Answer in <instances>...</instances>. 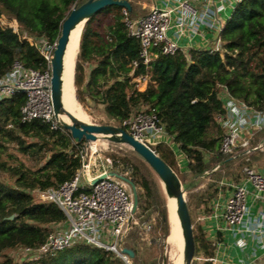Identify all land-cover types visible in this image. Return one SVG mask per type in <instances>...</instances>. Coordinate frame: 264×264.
Returning a JSON list of instances; mask_svg holds the SVG:
<instances>
[{"label":"trees","instance_id":"16d2710c","mask_svg":"<svg viewBox=\"0 0 264 264\" xmlns=\"http://www.w3.org/2000/svg\"><path fill=\"white\" fill-rule=\"evenodd\" d=\"M84 2L0 0V15L16 19L20 27L18 33L0 26V77L12 69L15 60L26 67L46 69L47 60L21 35L45 37L56 43L64 20ZM128 2L130 9L113 6L100 11L117 9L109 38L92 26L95 15L86 21L80 39L76 83H85L87 90L82 93L102 105L106 115L123 129L122 121L141 106L155 109L173 142L189 158V171L181 172L169 145L152 146L178 173L187 191L195 240L196 259L192 264H212L210 259L215 255L216 244L207 237L199 217L210 214L212 201L230 188L227 183H239L246 168H256L253 163L262 155L261 148L234 158L222 152L224 130L216 115L224 112L223 88L229 95L264 109V0H241L234 6L221 33L222 52L199 47L192 48L187 56L181 51L170 55L157 50L158 56L148 67L140 63L134 71L132 62L139 60L141 45L129 34L125 20L137 19L149 11L139 0ZM86 66L89 67L87 81L83 75ZM139 75L147 77L144 89L135 80ZM25 103L24 94L0 101V255L22 246L39 247L49 236L51 224L65 221V213L58 205L36 202L33 191L57 187L72 179L81 166L79 151L85 142H77L66 129L53 130L39 120L22 122L21 107ZM261 136L264 128L256 132V137ZM11 145L17 151L16 155L7 152L13 161L4 158ZM110 156L116 171L137 188V218L143 223L151 217L157 219L154 231L151 229L163 248L170 222L167 199L155 172L131 148ZM207 171L208 181L204 187L197 188ZM1 173L13 183L7 184ZM143 241L140 228L132 226L124 242V248L134 252L131 263L161 264L159 252L141 259ZM0 264L127 263L111 250L76 243L38 260L18 262L3 254Z\"/></svg>","mask_w":264,"mask_h":264},{"label":"built area","instance_id":"2783aa9c","mask_svg":"<svg viewBox=\"0 0 264 264\" xmlns=\"http://www.w3.org/2000/svg\"><path fill=\"white\" fill-rule=\"evenodd\" d=\"M239 1L241 0H163L152 4L145 16L134 20L127 17L125 21L129 34L137 38L141 45L139 60L132 62L133 71L140 63L148 67L158 56L157 50L170 55L181 51L188 56L192 48L182 46L181 40L186 38L188 42L193 41L197 35L205 37L207 31L212 39L204 48L211 52H222L221 33L230 18L227 12ZM197 4L201 6L198 7ZM2 15L0 26L12 28L19 33L20 27L16 19L13 20L15 24L12 20L8 23V19L1 18ZM105 37L109 38L108 34ZM21 39L37 48L47 60L48 67L43 70L35 69L15 60L12 69L0 77V101L24 94L26 103L21 107L22 122L39 120L49 124L53 130H65L62 115L55 113L51 93V59L57 42L51 43L45 37L35 38L24 34ZM135 80L141 88L147 77L139 75ZM223 90L224 112L216 115L217 122L224 130L221 150L233 158L242 152L253 153L263 146L264 140L255 145L252 141L256 132L264 128V109H257L229 95L225 88ZM122 126L129 134L150 147L172 138L155 109L147 105L141 106L125 118ZM97 141L99 139L84 143L79 151L81 166L72 179L57 187L33 191L36 202L55 203L65 213L66 219L53 224L46 241L39 247H19L24 260H38L43 255L76 243H86L111 250L127 264H132L130 255L123 248L132 226L139 224L133 190L128 180L110 174L117 171L112 157L104 153L106 149L119 145L122 147L124 144L109 140L102 144ZM102 175L105 177L93 185L89 184V181ZM249 197L264 203V170L246 168L241 181L231 184V192L223 203H216L218 207H223L221 216L227 227L239 237L240 246L247 244L246 234L253 235L259 244L264 243V209L254 214ZM151 225L149 221L144 222L145 231H149Z\"/></svg>","mask_w":264,"mask_h":264},{"label":"water","instance_id":"95a60500","mask_svg":"<svg viewBox=\"0 0 264 264\" xmlns=\"http://www.w3.org/2000/svg\"><path fill=\"white\" fill-rule=\"evenodd\" d=\"M120 6L127 9L131 8L128 0H87L80 6L75 7L71 10L68 17L64 20L61 28V35L59 36L56 48L51 59V93L52 101L56 115L66 113L69 117V121L63 120V126L66 130L71 133V136L76 141H82L83 139L88 141L97 140L98 137H103L113 143H122L132 150H134L143 160L152 168L158 177L163 193L167 198L168 218L170 221V210H169V197L174 195L177 197V214L180 218L182 227V233L185 239V264H192L195 259V240H194V229L189 209L187 206L186 194L187 191L183 186V182L179 177L178 173L167 163L159 154H157L152 147L146 145L142 141L136 139L133 135L129 134L125 129L115 126L112 124H97V123H84L80 121L71 112L65 110L63 105L62 96V79H63V61L71 37L73 29L82 23V30L85 26L86 21L96 15L101 10L107 7ZM80 34V39H81ZM79 39V46H80ZM111 175L122 177L117 172H110ZM86 175V174H85ZM105 175L99 176L92 181H89L90 185L95 184L97 181L104 178ZM128 180V179H126ZM129 181V180H128ZM133 195L135 208L138 207V192L134 184L130 183ZM13 217V215L11 216ZM171 224V221H170ZM172 225L170 229L171 234ZM168 235V236H169ZM168 242V237H167ZM169 243V242H168ZM123 251L128 253L130 256H134L133 250L130 248H123ZM167 256L165 255L164 263L167 262Z\"/></svg>","mask_w":264,"mask_h":264},{"label":"rangeland","instance_id":"374dc122","mask_svg":"<svg viewBox=\"0 0 264 264\" xmlns=\"http://www.w3.org/2000/svg\"><path fill=\"white\" fill-rule=\"evenodd\" d=\"M82 1H87V0H82ZM151 0H139V3L142 4V6L144 8H147L148 11H150L151 5L152 3L150 2ZM234 7H230L227 15L228 17L231 16L232 12H233ZM117 9L112 8L109 9L108 11L105 12H98L95 17L92 20V26L99 31L102 35H106L109 32L110 26L114 23V17L113 14L114 12H116ZM3 20H7L8 23L9 20H12V23L15 24V21H13L14 19L9 18L7 15L3 14L1 17ZM81 30L80 29L79 33L77 34V36L75 37V39L69 44L68 47V58L72 57V53L74 48L79 44V39H80V34H81ZM79 50L77 52V56H76V68H75V94H74V90L72 88V82L69 83L70 81H72L73 79V68L71 66L70 70L67 73V93L69 94V96L71 97V99L73 100V102L75 103L76 107L78 109H80L88 118L89 123H97V124H114V121L112 119H110L106 113L104 112L103 106L100 104H97L96 102H94L88 95H85L84 93H82V91H86V84H77L76 83V78H77V64L79 62ZM84 79L87 81L88 80V76H89V68L86 66L85 71H84ZM85 81V82H86ZM76 96V97H75ZM62 115V114H61ZM63 118V116H62ZM64 119V118H63ZM65 120V119H64ZM66 121V120H65ZM68 121V120H67ZM116 126V125H115ZM264 136L261 137H256L255 138V142H259L260 140H264L263 138ZM260 139V140H259ZM85 140V139H83ZM107 139L100 137L99 143L102 144H106ZM88 140H85V142ZM84 142V143H85ZM84 143L82 144V146L80 147V150L84 147ZM124 149H130L128 146L124 145V146H115L113 147V149H106L104 151V153L110 155L112 153L115 154H120L121 151H123ZM7 152L10 153H15V155L17 154L16 148L14 149L12 147V145L9 147V150L5 152L4 154V158H9L10 160H14L13 158H11V156L7 155ZM261 153L262 155H259V158H257L256 161H254L253 166L255 165L256 168L257 166H262L264 167V142H263V146L261 147ZM19 157H22L19 153H18ZM1 177L2 179L9 185H11L13 182L5 175V173H1ZM158 178V177H157ZM159 180V179H158ZM208 181V178L206 180V182ZM160 183V181H159ZM231 183V182H230ZM161 185V184H160ZM227 186L229 187V183H227ZM227 187V188H228ZM162 188V187H161ZM163 191V190H162ZM164 194V193H163ZM165 195V194H164ZM35 197V196H34ZM166 197V196H165ZM37 198L35 197V200ZM167 199V198H166ZM137 220L139 221V224H134L133 226L135 227H139L140 230L143 233V237L144 240L143 242L140 243V252H141V259L149 257L150 254L155 253L157 254L159 252V254L162 256V259H160V255L158 257V261L160 260L161 264L164 263V258L165 255L167 256V262L166 264H174V260L172 258V254L174 253V248L172 247V245L170 243L167 242V237L163 243V248H162V243H160V240L158 238V236L155 235V233L153 232V226L155 228V226L157 225L158 221L155 217H151L148 221L151 222V226L152 229H150L149 231H145L144 227H143V222L137 218ZM170 222V221H169ZM155 224V225H154ZM53 224H51V228H52ZM170 229H171V224H170ZM156 237V239H155ZM155 239V240H154ZM125 242V240H124ZM173 252V253H172ZM6 256L12 257L15 259V261L21 262L24 260V257H22V253L20 252L19 248L17 249H13V250H9L6 251L5 253ZM3 254L0 255V259L3 257ZM196 259V258H195Z\"/></svg>","mask_w":264,"mask_h":264},{"label":"crops","instance_id":"0c3cea01","mask_svg":"<svg viewBox=\"0 0 264 264\" xmlns=\"http://www.w3.org/2000/svg\"><path fill=\"white\" fill-rule=\"evenodd\" d=\"M162 1L163 0H151L150 2L154 4L160 3ZM197 6L200 7L201 4H197ZM211 39L212 36L210 32L207 31L205 32V37L197 35L193 39V41L189 42L188 39L185 38L184 40H181L180 44L188 48H198L204 47L210 42ZM78 49L79 44L74 48L72 53V58L74 60L72 67L74 68ZM144 86L145 85H142L141 89H144ZM255 138L256 135L252 141V144L254 145L258 142H255ZM164 144L169 145L173 149L176 155L179 170L181 172H188L189 158L187 157V155L179 148V146L175 142H173L172 138ZM257 168L260 170H264V167L262 166H257ZM208 173L209 172L207 171L204 174V181H202L197 188H202L205 186ZM231 184L235 183H229L230 188L224 192H220L218 197L212 201V212L206 215L201 214L199 217V220L202 223L207 237L216 244L215 255L210 260L212 264H262L264 262V243L259 244L253 235L246 234L247 244L245 246H240L238 244L239 237L236 233H234L227 227L223 217L221 216L223 207H218L216 205V203L222 204L223 200L230 194ZM248 199L254 214H258L261 210L264 209V203L262 201H254L252 197H249Z\"/></svg>","mask_w":264,"mask_h":264},{"label":"bare ground","instance_id":"6f19581e","mask_svg":"<svg viewBox=\"0 0 264 264\" xmlns=\"http://www.w3.org/2000/svg\"><path fill=\"white\" fill-rule=\"evenodd\" d=\"M82 28V23L79 24L75 29H73L71 33V37L69 40V44L75 39L77 34L79 33L80 29ZM68 44V47H69ZM68 47L65 54V58L63 61V79H62V96H63V105L65 110L71 112L75 115L80 121L84 123H89L87 116L76 107L75 103L67 93L66 85H67V73L70 70L71 66L74 63L72 57L68 58ZM70 81L69 83H71ZM73 88V87H72ZM74 90V89H73ZM63 118L67 121L70 120V117L66 113H62ZM98 139H100L98 137ZM169 210H170V221L172 225L171 234L168 236V242L174 248V253L172 254V258L174 260V264H185L186 256H185V239L182 233V227L180 223V218L177 214V197L171 195L169 197Z\"/></svg>","mask_w":264,"mask_h":264}]
</instances>
